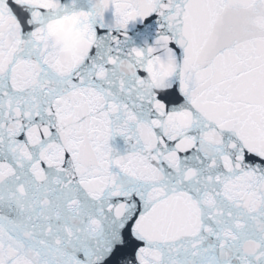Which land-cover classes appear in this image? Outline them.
<instances>
[{
  "label": "snow or ice",
  "instance_id": "obj_1",
  "mask_svg": "<svg viewBox=\"0 0 264 264\" xmlns=\"http://www.w3.org/2000/svg\"><path fill=\"white\" fill-rule=\"evenodd\" d=\"M0 264H264V0H0Z\"/></svg>",
  "mask_w": 264,
  "mask_h": 264
}]
</instances>
